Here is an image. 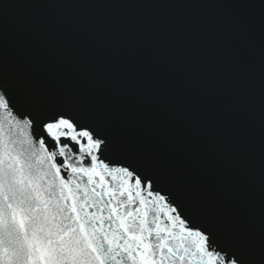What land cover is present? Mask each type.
<instances>
[{"label":"snow or ice","instance_id":"6c2138e0","mask_svg":"<svg viewBox=\"0 0 264 264\" xmlns=\"http://www.w3.org/2000/svg\"><path fill=\"white\" fill-rule=\"evenodd\" d=\"M0 8V264H264L204 193L203 159L146 151L122 84L38 89L10 70ZM244 40L243 24L235 27ZM264 64V47H262ZM78 71L93 77L96 64ZM131 130V132H130ZM134 133V135L132 134ZM264 183V143L261 154Z\"/></svg>","mask_w":264,"mask_h":264},{"label":"water","instance_id":"95a60500","mask_svg":"<svg viewBox=\"0 0 264 264\" xmlns=\"http://www.w3.org/2000/svg\"><path fill=\"white\" fill-rule=\"evenodd\" d=\"M5 5L11 71L38 89L122 84L151 136L144 149L203 159L202 194L211 193L225 227H242L259 252L264 41L253 0H0ZM85 60L96 64L91 78L78 71Z\"/></svg>","mask_w":264,"mask_h":264}]
</instances>
